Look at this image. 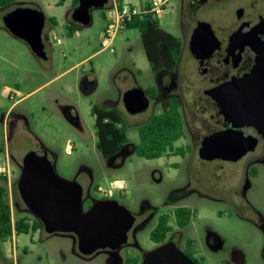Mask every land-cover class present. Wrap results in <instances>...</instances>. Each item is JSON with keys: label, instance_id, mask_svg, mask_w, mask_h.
<instances>
[{"label": "rangeland", "instance_id": "1", "mask_svg": "<svg viewBox=\"0 0 264 264\" xmlns=\"http://www.w3.org/2000/svg\"><path fill=\"white\" fill-rule=\"evenodd\" d=\"M16 1L18 3L2 12H9L19 6L37 9L44 14L43 35L46 36L47 59L34 57L24 42L11 37L3 28V16L0 13V149L8 142L15 156L14 163L7 168V161L9 164L11 159L4 151L0 154V173H6L8 169L11 171L12 168L15 171L14 174L9 171L8 181L12 213L15 216L30 215L18 192L16 200L13 196V183L16 186L20 174L16 163H20L30 151L46 150L55 157L56 173L67 180L77 181L83 188L85 210L93 200L100 199L97 187L109 189L114 182L125 187L126 196L121 197L114 191L111 198L131 212H138L144 202L165 209L163 202L172 189L184 185L188 179L193 182L200 180L204 190H213V200L193 197L187 201L191 208L197 210V215L194 216V222L181 231L183 238L193 235L195 229L199 231L207 226L222 239V252L229 254L239 251L245 258V264H264V228L259 229L244 221L256 220L260 215L264 223V168L257 178L251 179V187L242 197L235 195L232 188L247 169L246 158L237 163L204 162L196 157L182 159L180 156L145 160L130 152L131 155L127 156L121 168L110 169L97 151L91 108L97 106L108 110V103L118 101L129 85L128 82H122V78L130 73L133 77H127L126 80H135L142 89L149 90L154 85V74L146 61L138 31L120 32L113 40L114 52L111 53L104 48L102 36L106 25V8L92 12L91 27L72 30L73 0H64L62 4H58L60 0ZM122 1L132 6L148 2ZM245 3L246 0H203L197 7L190 9L188 0L169 1L158 24L162 30L182 42L179 71L184 72L191 64L188 41L197 23L208 22L214 32H226L236 21V11L243 8ZM50 19H54L56 24H51ZM87 57V60L79 63ZM187 75L190 79L198 76L196 73L194 77L191 73ZM84 78L96 84L94 91L89 94L80 91V82ZM46 82L41 92L34 93L17 106V112L32 116H28L30 124L27 129L13 132L6 111L20 97ZM10 96H13V101ZM57 99L60 101L59 110L56 109ZM157 107H149L139 117L140 122L128 127L131 145L138 142L139 125L157 114ZM65 112L76 118V123L64 117ZM123 119L129 122L132 117L124 114ZM175 147L184 148L185 143L177 142ZM120 163V159L115 161L116 165ZM172 226L173 231H180L174 223ZM149 231L150 228L137 234L136 240L143 249L153 248ZM127 250L124 248L118 252L121 258L119 263L110 257L108 251L82 256L71 234L48 235L38 230L20 234L13 241H0V264H123Z\"/></svg>", "mask_w": 264, "mask_h": 264}, {"label": "water", "instance_id": "2", "mask_svg": "<svg viewBox=\"0 0 264 264\" xmlns=\"http://www.w3.org/2000/svg\"><path fill=\"white\" fill-rule=\"evenodd\" d=\"M108 0H78L71 14L72 23L82 28L93 24L92 12L102 11ZM243 10L236 11L237 19ZM4 28L23 41L34 57L47 59L43 28L44 14L37 9L18 7L2 18ZM264 19L247 31L233 32L228 51L250 46L257 54L251 73L205 91L217 105L225 120L233 128L253 127L264 136ZM211 24L198 22L189 40V51L198 60L208 59L219 47ZM95 81L80 82L82 94L95 89ZM128 113L140 114L149 106L148 98L140 87L127 90L122 97ZM255 140L243 138L235 130H227L203 139L199 158L206 161L237 162L255 149ZM21 201L28 212L43 225L48 235L71 234L77 251L91 256L97 251H118L127 243L135 217L114 199L93 201L84 209L83 188L75 180H67L55 171V157L46 150L30 151L22 159L21 172L16 183ZM141 264H194L173 243L159 245L142 255Z\"/></svg>", "mask_w": 264, "mask_h": 264}, {"label": "flooded vegetation", "instance_id": "3", "mask_svg": "<svg viewBox=\"0 0 264 264\" xmlns=\"http://www.w3.org/2000/svg\"><path fill=\"white\" fill-rule=\"evenodd\" d=\"M201 1L203 0H188V8L194 9L195 7H197L196 5H198ZM16 3L18 2L15 0L14 2L8 4L6 3L5 5L0 6V13H2V16L8 13V11L3 13V10H7ZM18 7L19 6H15L10 11ZM241 9L243 10V16L240 19H237L235 13L236 21L234 22L233 27L228 28L226 32L213 31L215 36L219 40L220 45L208 59H195L189 51L191 64L187 66L184 72L179 71V64L181 61L180 58L178 64L174 69L168 71L165 70L154 74V85L152 87L154 89L153 92H150L147 89H142L135 80L129 81L130 79H128L127 81V77H133V75L131 76V73L128 76H124L122 78V82H128L129 85L120 94V99L118 101L108 103V110L114 112L121 119V121L125 124L127 131L130 125L132 126L136 122L141 121V118L139 117L142 113L146 112L149 107L153 108L155 105L158 106V113L155 115H159L162 113L163 106H166L171 102H177L179 105L178 112L180 114L182 123L183 135L178 141L173 144L172 151L162 156L161 158L180 156L182 159H192L196 157L198 160L204 162L219 161L227 163H237L241 159L246 158L247 169L244 172L241 180L239 179L237 183H234L236 185H233L232 188L235 195L245 197L247 190L251 187V179L257 178L261 169L264 168V136L253 127L244 126L233 128L232 124L227 122L225 120V117L220 113V110L217 107L216 103L208 95L205 94V91L229 82L232 80V78H241L244 75L251 73L253 67L256 64V58L258 57V54L250 46L245 45L242 48H236L233 51H228V41L230 35L233 32L239 29L247 31L250 28L254 27L261 18L264 19V0H246V3ZM4 30L11 37L19 40L12 36L5 28ZM258 36L260 41L264 42V35L259 34ZM187 73H191L193 77L196 73L198 76L190 79ZM135 87H140L145 92V96L149 101V106L146 111L140 114L132 115L125 109L122 97L127 90ZM22 98L23 96L19 98L18 103L15 104L14 102L13 105L5 113L8 119H10V128L13 132H22V130L27 129L30 124L28 116L31 117L32 114L27 116L24 113L16 111L17 106L26 101ZM59 104L60 101L59 99H57L56 109L58 110L60 106ZM124 114L130 115L132 117L131 121L125 122L123 119ZM63 116L68 118L70 121H74L75 123L77 121L76 118H72V116L68 112H65ZM141 125H139V127ZM227 130H235L236 132L240 133L243 138H248L250 141L255 140V149L248 152L237 162H229L223 160L206 161L200 159L198 152L201 148L203 139L210 135ZM180 141L185 143L184 148L175 147V144ZM134 145L135 144L131 145L130 143L127 144L115 156L105 161L106 166L110 169H117L116 167L121 168L128 155H136ZM131 147L132 150H130ZM9 148L11 150V153H9ZM177 150H181L182 152H178ZM3 151L6 153L5 155H7L8 158L10 157L11 159L9 160L8 164L10 168V165L14 163L12 162L14 154L8 142L4 145V148L0 149V154ZM1 157L2 156L0 155V160L2 159ZM22 159L20 163H16V165H18L17 172L19 173L21 172ZM119 159L121 160V163L116 165L115 161ZM176 167L178 168V165H176ZM11 171L10 173L14 174V168H12ZM212 195H214L213 190H204L200 180H196L195 182H193V180L188 179L184 185L178 186L168 193L165 201L163 202V206L165 209L154 207L148 202H144L143 204H141L138 212H131L127 208L135 217V221L131 230L128 232L127 243L121 248L129 249L127 250L128 252L126 251L127 257L123 260V264L126 263L127 259H138V264H141L143 253L151 249H143L141 247V245L136 240L137 234L140 231L150 228V239V233L157 227L160 220L164 219L167 220L170 231L168 232L165 240L160 244H155L150 240L153 244V248L171 242L194 264H245V258L239 251H233L229 254L222 252V239L217 234V232L209 229L207 226L202 227V229L199 231L195 229L193 235H189L183 238L181 231L184 230L191 222L193 223L195 220L194 218L186 227H177L174 212L178 208H189L190 210L195 211L197 215V210L191 208L187 201H190L193 197L213 200V198L211 197ZM244 221L254 224L259 229L264 228L263 219L260 215L256 220L246 219ZM172 223H174L177 230H180L179 232L173 231L174 227L172 226ZM120 250L102 251H108V253L111 255L110 257L119 263V261L121 262V258L119 257L118 253Z\"/></svg>", "mask_w": 264, "mask_h": 264}, {"label": "trees", "instance_id": "4", "mask_svg": "<svg viewBox=\"0 0 264 264\" xmlns=\"http://www.w3.org/2000/svg\"><path fill=\"white\" fill-rule=\"evenodd\" d=\"M14 1L0 0V6ZM63 1L60 0L58 4H62ZM77 5L78 0H73V8ZM103 17L105 19L104 14ZM50 22L53 25L56 24L54 19H50ZM70 28L76 30L82 27L70 24ZM125 28L126 30L138 31L146 61L153 74L165 70H172L176 67L183 52L182 42L177 37L162 30L159 27L158 19L151 15L144 16L141 19L135 17L126 24ZM43 40L44 42L46 41L45 36ZM148 91L153 92L154 89L151 87ZM178 108L179 105L177 102H171L163 106L161 114L152 116L148 121L138 127V142L134 145L137 157L145 160H156L172 151L173 144L183 135ZM90 113L94 118V129L97 139L96 149L106 161L129 144L126 127L121 119L109 110L93 106ZM177 151L182 152L181 150ZM13 184V196L16 200L18 191H16L15 183ZM195 215L196 212L189 208H178L174 212L177 227H186ZM38 230L44 231L43 225L31 214L27 216H15L12 213L9 202L8 181L6 176L1 175L0 241L4 242L13 236L17 237L20 234L35 233ZM169 231L170 227L167 224V220H160L157 227L150 233V240L155 244H160L165 240ZM125 264H138V259H127Z\"/></svg>", "mask_w": 264, "mask_h": 264}, {"label": "built area", "instance_id": "5", "mask_svg": "<svg viewBox=\"0 0 264 264\" xmlns=\"http://www.w3.org/2000/svg\"><path fill=\"white\" fill-rule=\"evenodd\" d=\"M170 0H148L141 6H132L124 3L122 0H108L106 8V25L103 30L102 36L105 41V49L114 52L112 49V43L115 37L122 31L126 30V24L135 17L143 18L144 16L151 15L152 17L159 19L165 11V8ZM10 100L13 101V96H10ZM8 168V161H7ZM6 176L9 181V169L6 173L0 174ZM9 191V182H8ZM114 191H117L121 197L125 196V187L118 182L112 183L109 189L103 187H97V192L101 200L111 199Z\"/></svg>", "mask_w": 264, "mask_h": 264}, {"label": "crops", "instance_id": "6", "mask_svg": "<svg viewBox=\"0 0 264 264\" xmlns=\"http://www.w3.org/2000/svg\"><path fill=\"white\" fill-rule=\"evenodd\" d=\"M124 3H125V2H124ZM44 36H45V35H44ZM45 37H46V36H45ZM87 59H88V57L85 58V59H83V60L80 61L79 63H81V62H83V61H85V60H87ZM79 63L76 64V65H79ZM76 65H75V66H76ZM47 83H48V82H46V83L43 84V85H40L39 87H37V88L34 89L33 91H31V92H29L28 94L24 95L22 99L27 100V99H29L30 96L33 95L34 93H39V92H41V91H42V88L45 87V85H46ZM18 100H19V99H18ZM18 100L15 102V104L18 103ZM73 238H74V237H73ZM13 240H14V236L11 238V241H13ZM74 240H75V238H74ZM75 242H76V241H75Z\"/></svg>", "mask_w": 264, "mask_h": 264}]
</instances>
